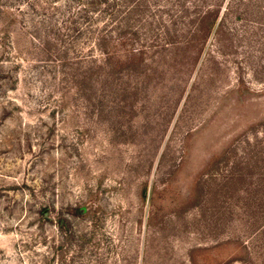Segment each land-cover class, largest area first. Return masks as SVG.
<instances>
[{
	"label": "rangeland",
	"instance_id": "obj_1",
	"mask_svg": "<svg viewBox=\"0 0 264 264\" xmlns=\"http://www.w3.org/2000/svg\"><path fill=\"white\" fill-rule=\"evenodd\" d=\"M232 3L190 75L108 116L62 0H0V264H264V0Z\"/></svg>",
	"mask_w": 264,
	"mask_h": 264
},
{
	"label": "trees",
	"instance_id": "obj_2",
	"mask_svg": "<svg viewBox=\"0 0 264 264\" xmlns=\"http://www.w3.org/2000/svg\"><path fill=\"white\" fill-rule=\"evenodd\" d=\"M58 1L25 0V5L46 18L59 10ZM232 2L62 0L65 15L55 25L75 33L87 45L81 66L70 74L83 107L108 116L142 110L138 96L158 89L167 70L192 73L209 36L222 33V17L230 14ZM154 27L160 28L158 34L139 35L144 28L152 32ZM43 41L49 44L48 38ZM49 45L57 61L64 62L66 50L57 48V42ZM56 223L64 234L66 220L57 218Z\"/></svg>",
	"mask_w": 264,
	"mask_h": 264
}]
</instances>
